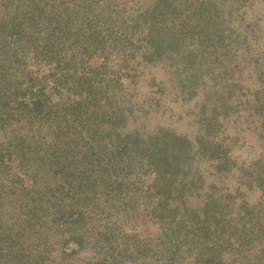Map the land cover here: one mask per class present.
Listing matches in <instances>:
<instances>
[{
    "label": "trees",
    "instance_id": "trees-1",
    "mask_svg": "<svg viewBox=\"0 0 264 264\" xmlns=\"http://www.w3.org/2000/svg\"><path fill=\"white\" fill-rule=\"evenodd\" d=\"M76 1L81 0H52V4L48 0L2 1L13 7L12 14L0 20V38L6 36V41L1 43L4 54L0 56V112H6L7 119L2 125H9L13 134L7 150L12 159L37 157V171L42 169L56 179L55 196L51 198L52 195L43 194L37 188L34 178L40 173L28 170L27 200L20 201L15 208L27 210L28 219L33 221L36 206L44 208L38 221L54 214L58 224L62 223L61 227L74 233L71 246L64 248L67 254L74 250L73 246L83 244L84 235L76 233L77 229L68 223L85 222L84 207H91L101 195L123 194L126 201L123 210L129 211L136 201L133 187L139 184V191L144 189L151 201L147 211L160 229L161 241L151 249L164 254L166 264H179V260H188L189 264H250L245 253L250 251L258 232L264 231L260 213L254 212L256 207H250L247 202L235 207L234 194L224 198L218 193H208L203 206L194 208L190 205L191 193L197 191L202 180L197 177L185 183L191 173L192 142L167 130L154 136L125 131L128 115L133 111L128 101L125 102L126 98L120 96L126 91L122 80L125 63L112 60L113 56L103 57L101 65L112 77L99 79L98 74L92 76L80 71L72 76L62 74L63 68L56 61L52 69L41 73L16 60L25 32L38 22L56 21L54 27L64 35L58 44L70 41L74 28L67 16ZM156 1L148 18L151 20L148 40L151 59H161L183 43L197 42L198 48H209L216 40L223 45L231 39L233 61L238 67L248 62L258 71L264 85V28L261 24L264 12L261 17H249L246 21L247 13L243 15L242 9H246L249 0H231L230 9H227V0ZM173 17L180 21L181 29L177 31V26L171 32L167 23ZM54 33L57 32L52 31L49 38H53ZM25 39L28 45H36L35 38L29 34ZM96 39L93 37L92 41L99 44ZM99 49L103 53L110 51L103 43ZM190 53L189 57L195 58L185 64L183 71H189L187 79L195 84L198 83L197 56L193 51ZM261 91L264 93V87ZM2 117L0 114V120ZM199 145L201 151L210 156L221 148L205 140H200ZM259 169L261 167L251 173L250 183L264 192V173ZM120 174H126L127 179ZM68 199L72 205L66 208ZM77 199L86 201L81 203ZM108 206L111 208V204ZM255 214L258 222H255ZM143 244L136 245L135 252H129L132 246L126 245L128 256L125 257L130 260H118L117 264H138V253L146 248ZM36 247L39 251V244ZM30 248L27 244L26 252ZM68 248L71 251H67ZM229 248L231 254H228ZM255 257L261 260L262 256ZM45 263L42 252L35 260L24 262Z\"/></svg>",
    "mask_w": 264,
    "mask_h": 264
},
{
    "label": "rangeland",
    "instance_id": "rangeland-1",
    "mask_svg": "<svg viewBox=\"0 0 264 264\" xmlns=\"http://www.w3.org/2000/svg\"><path fill=\"white\" fill-rule=\"evenodd\" d=\"M2 1L0 20L13 12V7ZM48 2L52 4V0ZM156 2L76 1L67 16L74 28V37L70 41L58 44L64 35L54 27L56 21L38 22L24 35L25 38L28 34L34 37L36 45H28L24 38L18 45L21 50L16 60L41 73L52 69L56 61L63 68L62 74L72 76L80 71L92 76L98 74L99 79L101 76L112 77L101 65L104 64L103 57L121 60L126 64L122 73L126 91L120 96L133 107L125 131L154 136L167 130L188 138L194 150L191 173L185 183L197 177L202 180L197 191L191 193L190 205L200 209L208 193H218L224 198L234 194L233 205L239 207L247 202L250 207H256L254 212L260 213V222L264 226V192L255 183H250L251 173L257 167L264 173V93L261 91L264 85L258 71L248 62H242L238 67L231 57V39L223 45L216 40L209 48H198L197 42L183 43L161 59H151L148 54L151 20L148 18ZM246 3V9H242L243 15L247 13L246 21L249 17L262 16L264 0ZM226 5L230 9L231 0H227ZM261 24L264 28V19ZM167 25L171 32L177 26V31L181 29V23L175 17ZM52 31L57 33L49 38ZM93 37L99 44L92 41ZM0 39L2 56L1 43L6 41V36ZM100 43L110 51L103 53L99 49ZM192 51L197 56L195 74L198 83L195 84L187 79L189 71H183L185 64L195 58L189 57ZM0 114L3 115L0 120V264H24L27 260H35L40 252L45 256V264H117L118 260H130L125 257L128 256L126 245L132 246L129 252H135V246L140 243L146 248L138 253V264H166L165 255L151 249L161 241L160 229L147 211L151 201L144 189L139 191V184L133 187L136 201L129 211L123 210L126 207L123 194L116 197L101 195L100 199L95 198L91 207H84L86 221L80 225L68 223L77 229L76 233L84 235L83 244L73 246L74 250L65 254L64 248L72 243L74 233L61 227L62 223L58 224L54 214L38 221L44 208L36 206L33 221L28 219L27 210L15 208L20 201L27 200L28 170L40 173L34 178L37 188L43 194L52 195L51 198L55 196L56 179L42 169L37 171V157L11 158L7 149L13 138L12 129L7 124L2 125L7 119L6 112ZM200 140L221 148L218 153L207 155L200 149ZM124 175L120 174L127 179ZM134 180L135 176L132 177ZM71 202L68 199L66 208L72 205ZM255 218L258 222L257 214ZM257 235L250 251L245 253L250 264H264V231ZM27 244L31 248L26 252ZM38 244L40 249L36 251ZM228 254H231V248ZM258 254L262 261L255 257ZM179 264H189V261L179 260Z\"/></svg>",
    "mask_w": 264,
    "mask_h": 264
}]
</instances>
